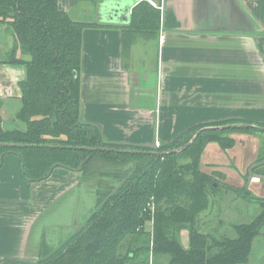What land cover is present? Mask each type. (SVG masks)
Wrapping results in <instances>:
<instances>
[{"label":"trees","instance_id":"obj_1","mask_svg":"<svg viewBox=\"0 0 264 264\" xmlns=\"http://www.w3.org/2000/svg\"><path fill=\"white\" fill-rule=\"evenodd\" d=\"M160 21L161 10L148 0L140 1L123 27L125 43L156 36ZM0 25L14 38L2 61L26 68L14 127L4 124L0 97V167L7 154H16L30 182L45 180L62 167L81 173L78 184L88 177L85 185L95 192L93 204L73 227L72 218L67 226H52L51 248L45 231L39 232L40 250L32 264L248 262L264 225V210L250 222L234 224L235 236L218 238L204 231L201 218L211 196L223 188L263 205L264 197H255L247 184L237 187L221 181L223 172L204 170L200 164L209 143L216 142L226 151L235 145L232 132H264V123L225 119L193 125L161 143L156 152L108 141L99 125L82 118L83 32L100 22L74 19L59 0H0ZM201 129L187 148L171 152ZM95 173L111 185L92 179ZM185 229L187 247L181 240Z\"/></svg>","mask_w":264,"mask_h":264},{"label":"crops","instance_id":"obj_2","mask_svg":"<svg viewBox=\"0 0 264 264\" xmlns=\"http://www.w3.org/2000/svg\"><path fill=\"white\" fill-rule=\"evenodd\" d=\"M99 1L59 3L74 19L100 22ZM148 1L161 10L156 36L140 38L149 48H139V39L125 43L126 24L100 22L84 30L82 118L99 125L108 141L143 145L156 138L159 146L204 121L264 122V0ZM0 31L11 35L5 25ZM13 43L11 35L9 51ZM2 59L0 97L6 124L20 108L26 68ZM239 77L246 83H238ZM250 83H261L256 86L261 101L242 95V87ZM208 149L221 152L209 143L204 156ZM15 156H5L0 167V264H32L38 256V249L29 247L32 231L50 205L79 183L81 173L58 167L47 179L30 182ZM204 159L208 167L222 166L210 155ZM251 183L259 195L253 187L258 179Z\"/></svg>","mask_w":264,"mask_h":264},{"label":"rangeland","instance_id":"obj_3","mask_svg":"<svg viewBox=\"0 0 264 264\" xmlns=\"http://www.w3.org/2000/svg\"><path fill=\"white\" fill-rule=\"evenodd\" d=\"M138 41L140 42V45H138L139 48L150 47V45H148L142 39H139ZM10 45H11L10 33H8L6 36L3 32L0 31V46L4 47V49L0 50V58L4 59L8 56L9 53L8 47ZM251 78L252 77H250V79ZM250 82L252 81L250 80ZM238 83L245 84L246 83L245 77L242 78L239 77ZM259 84L261 83H256V85L255 83L254 85L250 83L249 87H247L246 85L243 86L242 95L250 94L249 96L253 95L254 98H257L261 101L260 99L261 96H259L260 93L256 89V86L258 87ZM261 87L264 89L263 84H261ZM247 88L249 89V91H247ZM10 121H7L8 123L6 122L5 124L6 127L15 126L14 124L15 120L13 119ZM205 122L206 121L196 123L194 125H200ZM210 122H214V121H210ZM232 136L235 138L236 141L234 147L230 149L229 152H225V151L222 152L220 150L221 152L216 154L217 153L216 151L208 149L205 152V156L203 155V157H206L208 155H210V157L211 156L215 157L218 161H214V162L220 163L222 165L221 166L222 170L226 174L225 175L223 174L222 177L223 179L221 178V181L233 186L241 187L243 181H240V175L241 178H243V180L248 179V176L251 175L249 173L250 165L256 161L259 162L264 160V134L257 132L254 134L251 133L248 134L246 132H232ZM212 143L216 144L215 142ZM11 154L12 153L7 154L6 156ZM15 157L19 164L20 156L16 155ZM207 161L209 160L204 159V162L201 161L200 166L202 169L210 171L211 167L207 166ZM237 167L239 168V170L237 169ZM263 172H264V165L254 169L252 173L261 174ZM94 176L96 177H92V179L98 178V182L100 185L102 184L111 185V183L109 182L100 181L99 179L100 174L98 176V174L95 173ZM87 178L88 177H84L82 179V182H84V184L77 183L71 192H69L68 194L65 193L63 195V198H61L57 203L53 202L50 205V208L46 210L45 214L43 215V218L40 219L39 223L32 231L33 235L32 238L30 237L29 247H31L33 244L34 249L40 250V243H39L40 239L38 236H39V232L43 230L45 231L44 234L46 237V242L48 244L47 247L51 248V245H54V240H55L51 235V233L49 234V232L53 230L52 226L55 224L60 225L62 223L64 226H67L71 218L73 220L78 219L79 216H81V214L87 212L86 207L90 203L93 204V198L95 197V192L92 191L90 188H87L85 185L87 184L88 181H90ZM261 183L263 184L264 181H262ZM253 187L256 190V192H258L256 187L255 186ZM249 188H248L250 190L249 192H252V183H251V187ZM254 193L252 192V194ZM254 196L257 198L261 197L256 193L254 194ZM263 210H264V205L263 203H261V200H256V199L253 200L252 198L251 199L239 198L231 191H227L226 189L223 188L219 190L216 194L211 196L210 206L207 212H204V214H202V218H201V223L203 225L202 228L204 229V231L208 233H212L218 238L221 236H235V230L233 228L234 224L250 222L253 219H255ZM187 233L188 231H186V229L181 232V240L186 247L189 244L186 241ZM39 250L36 252V255L34 254V256L38 255ZM27 255H29L28 251H27ZM250 259L251 260H249V262L246 264H264V225L261 227V234L254 239Z\"/></svg>","mask_w":264,"mask_h":264},{"label":"water","instance_id":"obj_4","mask_svg":"<svg viewBox=\"0 0 264 264\" xmlns=\"http://www.w3.org/2000/svg\"><path fill=\"white\" fill-rule=\"evenodd\" d=\"M140 1L141 0H101L97 4V15L99 16V21L104 23L128 24L131 21L133 6L139 3ZM202 130L203 129L199 130L187 144L178 149L172 150L171 152H178L187 148L202 132ZM141 146L147 148L148 150H152L153 152H156L159 147V145H157L156 138H154V141L152 143H146ZM86 161L87 159L81 164L78 170H81ZM261 165H264V160L253 165L251 170ZM255 177L264 179V175L260 174H255ZM70 226H74L73 219ZM76 228H78V226H76Z\"/></svg>","mask_w":264,"mask_h":264},{"label":"flooded vegetation","instance_id":"obj_5","mask_svg":"<svg viewBox=\"0 0 264 264\" xmlns=\"http://www.w3.org/2000/svg\"><path fill=\"white\" fill-rule=\"evenodd\" d=\"M262 130H264V127L262 128ZM261 134H264V132H260ZM248 134H250V133H248ZM252 134V133H251ZM235 139V138H234ZM236 141V140H235ZM212 143V142H211ZM216 143V142H215ZM217 144V146H218V148H220V146L218 145V143H216ZM232 149V148H231ZM219 150H221L222 152H223V150L220 148ZM229 150L230 149H228V150H226L225 152H229ZM224 154V153H223ZM234 157V156H233ZM217 160V159H216ZM260 162V161H259ZM258 163V161H256V162H254V163H252L251 165H250V167H249V173L251 174L250 176H248V179H245V180H243V178H241V175H240V181H243V183H242V186L243 185H245V184H247L248 185V188L249 187H251V182H252V180L253 179H258V181H259V185H254L256 188H257V191L261 194H259V196H264V183L262 184L261 182L262 181H264V179H260V178H257V177H255V173L253 174L252 172H253V170L254 169H256V168H258V167H261V166H263V165H261V166H258V167H256V168H254V169H252L251 170V168H252V166L253 165H255V164H257ZM211 167H214V166H211ZM237 169L239 170V168L237 167ZM214 170H216V171H219V170H221V172H223L224 173V171L222 170V167L221 166H215L214 167ZM240 171H242V170H240ZM224 174H226V173H224ZM256 174H259V173H256ZM260 175H264V172L263 173H261ZM249 183H250V186H249ZM238 187V186H237ZM250 189V188H249ZM252 192L254 193V191H253V189H252ZM255 194V193H254Z\"/></svg>","mask_w":264,"mask_h":264},{"label":"built area","instance_id":"obj_6","mask_svg":"<svg viewBox=\"0 0 264 264\" xmlns=\"http://www.w3.org/2000/svg\"><path fill=\"white\" fill-rule=\"evenodd\" d=\"M152 4H154V3H152ZM155 5V4H154Z\"/></svg>","mask_w":264,"mask_h":264}]
</instances>
